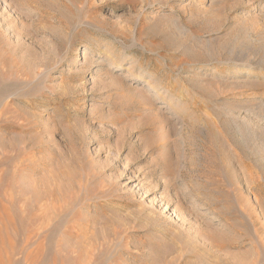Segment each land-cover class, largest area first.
<instances>
[{"label": "rangeland", "instance_id": "374dc122", "mask_svg": "<svg viewBox=\"0 0 264 264\" xmlns=\"http://www.w3.org/2000/svg\"><path fill=\"white\" fill-rule=\"evenodd\" d=\"M0 264H264V0H0Z\"/></svg>", "mask_w": 264, "mask_h": 264}, {"label": "bare ground", "instance_id": "6f19581e", "mask_svg": "<svg viewBox=\"0 0 264 264\" xmlns=\"http://www.w3.org/2000/svg\"><path fill=\"white\" fill-rule=\"evenodd\" d=\"M8 108V107H7ZM8 126V125H7ZM228 132V131H227ZM230 135H231V133H230ZM233 135H234V133H233ZM232 135V136H233ZM225 136V135H224ZM238 137V136H237ZM234 138H236V137H234ZM231 139V138H230ZM238 140V139H237ZM236 141V140H235ZM241 141H242V139H241ZM244 141V140H243ZM239 142H240V140H239ZM232 143V142H231ZM237 143V142H236ZM242 143H244V142H242ZM246 143V142H245ZM239 145V144H238ZM240 145H242V144H240ZM40 220V219H39Z\"/></svg>", "mask_w": 264, "mask_h": 264}]
</instances>
